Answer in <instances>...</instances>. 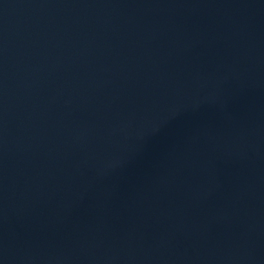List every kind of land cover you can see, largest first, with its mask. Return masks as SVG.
<instances>
[{
  "label": "water",
  "instance_id": "water-1",
  "mask_svg": "<svg viewBox=\"0 0 264 264\" xmlns=\"http://www.w3.org/2000/svg\"><path fill=\"white\" fill-rule=\"evenodd\" d=\"M0 264H264V0H0Z\"/></svg>",
  "mask_w": 264,
  "mask_h": 264
}]
</instances>
